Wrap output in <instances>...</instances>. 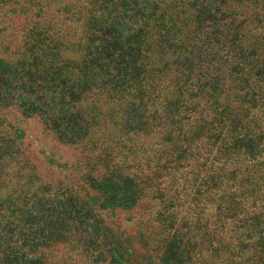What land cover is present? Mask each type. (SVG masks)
I'll list each match as a JSON object with an SVG mask.
<instances>
[{"label":"trees","instance_id":"16d2710c","mask_svg":"<svg viewBox=\"0 0 264 264\" xmlns=\"http://www.w3.org/2000/svg\"><path fill=\"white\" fill-rule=\"evenodd\" d=\"M83 5L65 19L74 37L59 36L54 72L44 39L28 44L21 77L45 100L22 101L29 113L64 144L90 143L89 192L63 209L69 216L56 201L30 213L0 184V264H47L42 252L68 231L92 245L94 263L264 264V0ZM14 72L0 66L1 108L12 105ZM100 96L125 110L122 130L113 115L85 118L82 106L96 115ZM88 197L110 212L148 199L156 231L147 238L143 217L134 246L103 218L92 222Z\"/></svg>","mask_w":264,"mask_h":264},{"label":"rangeland","instance_id":"374dc122","mask_svg":"<svg viewBox=\"0 0 264 264\" xmlns=\"http://www.w3.org/2000/svg\"><path fill=\"white\" fill-rule=\"evenodd\" d=\"M82 2L76 3L75 0H0V66H4L5 70L10 68L15 71L11 82L12 89H16V93H12L13 100H9L12 105L8 108L0 107V184L8 183L4 198L15 193V188L17 194L14 196L22 195L18 199L30 205L26 208L30 213H37L40 209H49L51 202L56 201L59 202L57 206L60 211L69 216L63 209L78 205L75 204L77 198L89 192L87 187L89 174H86L84 167L88 156L91 157L88 146L90 143L64 144L47 126L44 115H40L39 112L29 113L26 110L28 107L24 106L23 102L27 100V103L37 102L43 106L42 102L44 103L45 100L41 99L43 96L40 94L34 98V95L29 93V87H26L25 78L21 77L27 75L29 68L27 63L32 58L28 44H41L44 39L51 48L47 49L48 59L46 61L54 63L50 67L52 70L49 69L48 72L50 74L54 72L57 66L55 63H58L56 47L62 42L59 36L69 33L68 38L71 41L74 37V24H71V28L67 30L68 24L66 25L65 19L75 12L72 10L85 5V0ZM72 6L74 9H70ZM75 38L74 40H77V36ZM72 49L73 47H67L64 56L75 59L76 55L73 54ZM58 56L60 59L61 52ZM44 68L47 71V65ZM42 70L43 68L39 70L40 73ZM95 99H100V102L95 105L99 108H94L97 116L89 114L88 103L87 106H82L86 112L85 118H88V121L96 120L98 123L101 120L102 122L107 121L108 116L113 115L115 122L118 123L116 124L119 126L118 130H122V126H126L123 119L125 110L108 105L105 96ZM97 126V124L92 126L93 137L101 136V131L95 135L94 131L97 130ZM103 127L104 125L101 130ZM93 194L94 192H90L89 196ZM90 198L88 197L85 201L95 208L92 213V222L95 223L99 217L103 218L112 229L125 233L132 245L137 246V240L139 242L141 240L139 237L141 232L146 231L144 229L146 227L140 225L143 217L148 220L147 238H151V235H148L150 232L156 231V227H153L155 221L150 214L152 203L148 199L133 211L110 212L99 210V205L94 204ZM85 207L87 209L86 205ZM32 232L33 229L30 233ZM76 233L74 231L63 233L52 248L42 252L47 264H108L94 263L97 254H92V245L80 239L81 233H78V236ZM135 254L143 256L145 251H135Z\"/></svg>","mask_w":264,"mask_h":264}]
</instances>
